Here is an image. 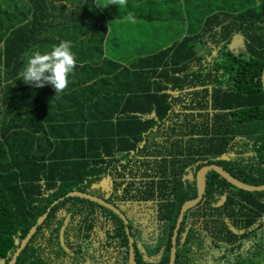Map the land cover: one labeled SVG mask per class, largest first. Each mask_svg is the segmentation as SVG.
<instances>
[{
    "label": "trees",
    "instance_id": "16d2710c",
    "mask_svg": "<svg viewBox=\"0 0 264 264\" xmlns=\"http://www.w3.org/2000/svg\"><path fill=\"white\" fill-rule=\"evenodd\" d=\"M156 1L154 15L140 1L120 13L96 0H0V264L49 209L15 264H130L126 228L151 239L146 223L126 224L69 196L76 191L113 205L125 193L149 209L158 238L146 254L135 243L138 264H264V190L238 189L213 171L172 259L181 208L197 198L203 167L264 185V6ZM177 2L185 36L150 54L142 46L127 61L108 55L112 20L164 19ZM238 32L246 42L235 52ZM63 40L77 57L64 93L17 80L25 53ZM106 181L109 195L99 188Z\"/></svg>",
    "mask_w": 264,
    "mask_h": 264
},
{
    "label": "rangeland",
    "instance_id": "374dc122",
    "mask_svg": "<svg viewBox=\"0 0 264 264\" xmlns=\"http://www.w3.org/2000/svg\"><path fill=\"white\" fill-rule=\"evenodd\" d=\"M144 2L146 4V13L148 14H157V1L156 0H132L129 6L125 8H118L116 5H111L110 8L119 10L120 13L124 12H133L135 11V5L138 2ZM151 1L150 3H148ZM200 1V0H195ZM201 1H208V0H201ZM239 1V0H234ZM238 4V3H237ZM235 4L233 9H236L234 13L236 16L243 13L245 10H242L239 7V4ZM261 5L264 6V2L262 0H253V6L256 8L257 6ZM193 7H198L197 5H193ZM258 9V8H256ZM108 10V9H107ZM184 14V3L177 2L176 5H170V8L165 12V18L160 20L151 21V19L142 18L138 22L140 24H144V26H140V24H135L136 22L134 19H125L121 20H112L110 22V34L108 36L106 42L107 53L109 56L119 59V60H127L133 56L139 55V48L145 46L147 53L150 54L154 51V46L156 45V49H162L166 45H168L173 39L179 37L178 35V28L173 27L174 24L180 23V19L178 16ZM234 45L232 46L235 52L240 50V46L234 34ZM153 41V43L151 42ZM106 193L109 195V186L111 183L106 181L103 185ZM205 200V197H204ZM192 201V200H190ZM116 207H118L129 219V221L136 222L138 225L142 226L143 222L147 225V219L143 216V213L140 210V204L137 199H129L124 202L114 201L113 202ZM187 203V202H186ZM182 212V209L180 213ZM130 221V222H131ZM142 230V228H141ZM134 232V230H133ZM103 234V232H102ZM136 243L140 240V235L135 230L134 234ZM144 240H147L144 238ZM151 245H139V250L141 253L146 254ZM99 256V253H97ZM17 260V258H16ZM16 262V261H15ZM84 264H92L89 260L86 261Z\"/></svg>",
    "mask_w": 264,
    "mask_h": 264
},
{
    "label": "clouds",
    "instance_id": "9594fccd",
    "mask_svg": "<svg viewBox=\"0 0 264 264\" xmlns=\"http://www.w3.org/2000/svg\"><path fill=\"white\" fill-rule=\"evenodd\" d=\"M109 5H116L118 8H125L127 6V0H96L97 7L106 8ZM127 18L134 19L131 13H129ZM237 36L242 38L243 44L246 42L244 34L238 32L235 34V37ZM25 57L26 62L18 73L17 80H22L27 84H34L36 87H43L45 84H51L55 89V97L66 91L70 82L69 76L73 73L77 64V57L72 51L71 41H60L58 44L53 45L49 50L45 51L33 49L29 53H25ZM174 247L176 253V243Z\"/></svg>",
    "mask_w": 264,
    "mask_h": 264
},
{
    "label": "water",
    "instance_id": "95a60500",
    "mask_svg": "<svg viewBox=\"0 0 264 264\" xmlns=\"http://www.w3.org/2000/svg\"><path fill=\"white\" fill-rule=\"evenodd\" d=\"M263 82H264V75H263ZM210 171L218 173L219 175H221L229 183H231L233 186L237 187L238 189H243L245 191H251V192L264 190V185H262V186H250V185L246 184L245 182L239 181L236 178H234L233 176H231L223 167H221L219 165L214 164V165H207V166L203 167L197 175V185H198V196H197V198L192 200V201H188L181 208L182 212L180 213L179 219L177 221V226L174 230V245L176 243V237L178 234L179 226L181 225V222L184 219L185 213L188 210L194 208L199 203V201L203 198V196L205 194V188H206L205 178H206V174ZM69 196L70 197H81L84 199H88V200L97 202L100 205L114 211L117 215H119L127 223V220L125 219L124 215L117 208H115L113 205H111L110 203L106 202L105 200H103L101 198H98V197L93 196V195L85 194V193H82L79 191L70 193ZM57 203H59V201H57L54 205H56ZM50 212H51V209H49L48 213H46L44 216H42L40 218V220H38L37 224L31 228L27 237L24 240H22L21 244L16 249V252H15L14 256L12 257L11 261L9 262V264H15L16 258L19 256L21 250H23L25 248L26 244L30 242V240L33 237V235L35 234L36 230L38 229V227H40L46 221ZM127 232L130 233L129 228H127ZM130 240H131L130 263L131 264H137L136 249L134 246L135 240H134V237L131 235H130ZM172 252H173L172 259L174 260V258H175V247L173 248Z\"/></svg>",
    "mask_w": 264,
    "mask_h": 264
},
{
    "label": "flooded vegetation",
    "instance_id": "af4514ba",
    "mask_svg": "<svg viewBox=\"0 0 264 264\" xmlns=\"http://www.w3.org/2000/svg\"><path fill=\"white\" fill-rule=\"evenodd\" d=\"M119 199H123L124 201H126V200H129L130 198H127L126 196H125V193H121L120 195H119V197H118ZM111 205H113L112 203H110ZM115 208H117L123 215H124V217H125V219L127 220V223L126 224H129L130 223V221H129V219H127V217L125 216V214L118 208V207H116L115 205H113ZM104 207V206H103ZM104 208H106V207H104ZM108 209V208H107ZM110 210V209H109ZM140 210H141V212L143 213V216L147 219V230L149 231V232H151L152 234H153V237L151 238V239H147V240H144V237L142 238V240H139V242L137 243V245L139 246L140 244L142 245V246H144V245H151L152 244V240H156L157 238H158V230L156 229V227H155V225L153 224V221H152V216H151V213H150V211H149V209L148 208H146V207H143V208H140ZM112 211V210H111ZM112 212H114V211H112ZM115 213V212H114ZM116 214V213H115ZM119 216V215H118ZM120 217V216H119ZM121 218V217H120ZM122 219V218H121ZM126 230H127V228H126ZM129 230H130V233L129 232H127V233H129L131 236H133L134 237V235L131 233V228L129 227ZM175 230V229H174ZM178 235H179V232H178ZM178 235H177V237H176V243H177V238H178ZM134 240H135V237H134ZM135 243H136V240H135ZM135 243H134V246H135ZM172 243H173V248H174V234H173V239H172ZM152 246V245H151ZM173 248H172V250H173ZM135 249H136V246H135ZM130 252H131V240H130ZM131 254V253H130ZM136 256H137V252H136ZM172 256H173V252H172ZM130 258H131V255H130ZM175 258H176V253H175ZM136 261H137V257H136ZM131 264V263H130ZM137 264H138V262H137Z\"/></svg>",
    "mask_w": 264,
    "mask_h": 264
},
{
    "label": "crops",
    "instance_id": "0c3cea01",
    "mask_svg": "<svg viewBox=\"0 0 264 264\" xmlns=\"http://www.w3.org/2000/svg\"><path fill=\"white\" fill-rule=\"evenodd\" d=\"M191 2H192V0H190ZM149 2H151V1H149ZM109 7H111V5L109 6ZM187 10V9H186ZM136 14L135 15H137V12H135ZM184 14L187 16V13H186V11H185V7H184ZM183 15V14H182ZM180 19V18H179ZM136 23L135 24H140V22H138L139 20H134ZM187 20H185V21H182V20H180V23H178V24H174L173 25V27H175V28H178L179 29V31H178V35H182V36H185L186 35V32H187ZM140 26H144V24L142 23V24H140ZM236 39H237V41H238V44H239V46H240V48H244V44H243V41H242V38L240 37V36H237L236 37ZM127 61V60H126ZM251 156H253V155H251ZM222 167V166H221ZM224 168V167H223ZM226 170V169H225ZM227 171V170H226Z\"/></svg>",
    "mask_w": 264,
    "mask_h": 264
}]
</instances>
